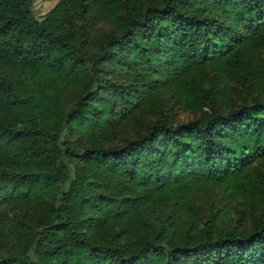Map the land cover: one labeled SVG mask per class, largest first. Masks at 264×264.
Instances as JSON below:
<instances>
[{
  "label": "trees",
  "instance_id": "obj_1",
  "mask_svg": "<svg viewBox=\"0 0 264 264\" xmlns=\"http://www.w3.org/2000/svg\"><path fill=\"white\" fill-rule=\"evenodd\" d=\"M32 3L0 0V264H264V0Z\"/></svg>",
  "mask_w": 264,
  "mask_h": 264
},
{
  "label": "rangeland",
  "instance_id": "obj_2",
  "mask_svg": "<svg viewBox=\"0 0 264 264\" xmlns=\"http://www.w3.org/2000/svg\"><path fill=\"white\" fill-rule=\"evenodd\" d=\"M60 0H33L32 3V9L36 15L37 18L41 19L45 17L47 13H49L58 3ZM107 27V24H106ZM103 28L102 22L99 23L96 27L95 32H99L100 29ZM105 28V25H104ZM249 59L253 62L252 65L254 68L263 70L264 69V49L263 50H256L254 52H250L247 54ZM230 95L232 94L233 100L240 101L241 98L245 96H250L248 89L244 86L243 82H234V84H231V89L228 92ZM174 115L176 116V119L179 120H186L190 116V112L188 110H185L183 107H179L178 105L174 106ZM255 167V173H258L260 176H262L261 171L264 172V160L256 161L254 162ZM263 177V176H262ZM218 192V190L216 191ZM259 193V191H257ZM211 199H217L218 200V206L222 207L223 205L229 203L227 202V199H230L231 206L229 210V215H237V209H240L238 206V201L240 198L239 196L229 197L226 195V193H217L211 196ZM232 209H234V212H231ZM244 227L250 228L251 227V217L248 214L247 222L244 224Z\"/></svg>",
  "mask_w": 264,
  "mask_h": 264
}]
</instances>
